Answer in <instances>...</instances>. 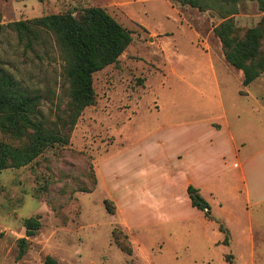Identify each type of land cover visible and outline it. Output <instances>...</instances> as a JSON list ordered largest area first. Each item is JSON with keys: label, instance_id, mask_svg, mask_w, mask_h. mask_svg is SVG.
Returning a JSON list of instances; mask_svg holds the SVG:
<instances>
[{"label": "rangeland", "instance_id": "374dc122", "mask_svg": "<svg viewBox=\"0 0 264 264\" xmlns=\"http://www.w3.org/2000/svg\"><path fill=\"white\" fill-rule=\"evenodd\" d=\"M14 1L0 6V60L42 95L49 124L70 100L57 45L46 35L28 49L7 25L100 7L132 41L117 63L93 74L94 103L67 146L0 171V264H43L46 256L58 264H264V73L242 85L213 34L220 15L175 0H26L24 10ZM236 9L238 29L264 23L256 1ZM229 143L242 169L194 181L214 220L190 206L182 183L189 177H168L178 184L163 192L148 177L153 170L184 174L191 163L221 175L222 158L233 166ZM90 172L95 186L85 193L78 183L90 188ZM35 217L40 228L17 259L24 220ZM114 230L128 237L130 255L115 243Z\"/></svg>", "mask_w": 264, "mask_h": 264}, {"label": "trees", "instance_id": "16d2710c", "mask_svg": "<svg viewBox=\"0 0 264 264\" xmlns=\"http://www.w3.org/2000/svg\"><path fill=\"white\" fill-rule=\"evenodd\" d=\"M175 1L200 12L214 11L220 15L223 21L213 28V34L221 44L225 61L242 73L244 87L264 73V23L243 31L235 26L231 17L236 14L237 3L243 0ZM253 1L257 2L259 10H264V0ZM7 27L28 49L44 41L46 35L53 37L64 63L70 100L63 117H58L57 123L49 124L40 109L42 95L23 86L0 60V171L25 167L46 149L67 146L81 113L94 103L93 74L117 63L132 41L131 32L100 7H89L76 16L71 13L50 14L19 20ZM89 179L92 186L88 188L81 181L78 183L80 191L92 192L95 186L93 172H90ZM187 195L192 207L203 212L208 220H214L209 204L196 188L189 186ZM106 209L112 213L108 205ZM23 224L25 238L18 242L17 259L24 255L27 239L40 228L37 217L28 218ZM219 230L225 235L223 242L226 243L228 230L222 225ZM112 235L119 248L130 255L128 237L117 230ZM43 264L58 263L46 256Z\"/></svg>", "mask_w": 264, "mask_h": 264}, {"label": "crops", "instance_id": "0c3cea01", "mask_svg": "<svg viewBox=\"0 0 264 264\" xmlns=\"http://www.w3.org/2000/svg\"><path fill=\"white\" fill-rule=\"evenodd\" d=\"M38 1L39 2H42L43 0H38ZM5 2H7V0H0V6L3 5ZM15 2H16V6H18L17 3L19 4V2H20L21 3V8L23 10L25 9V6L26 5L24 3H26V0H24L23 2L22 1H14V3ZM11 11H12V8H11ZM21 12L22 11H20V14H22ZM215 83L217 84L218 83V80H215ZM210 128L212 129L213 127L210 125ZM231 142H232V139H231ZM229 145H231L232 150H233V161H234L233 162V166L230 167V165H228V167H227V165L225 164L226 163V161H225L226 158H222V161H221V171H219L221 173V175H217L216 174L217 172H213L212 175H210V171L208 170V167L205 164H200L199 165V164H195V163H191L190 162L191 164L187 167V170H186L187 172L184 173V174L177 173V174H170V176H169V175L165 174L164 172H162L160 170H153V173L152 172L149 173L148 177L150 179H154L153 182L154 181L155 182L156 181L159 182V187L157 186L159 189H156L159 192H163L164 190L168 189L169 186H167V184H169V182L171 184L173 183L174 186L176 184H178V180L179 179H177L175 181V183H176L175 184L168 177H189V179H187V180H185V181L182 182L183 183V188L186 190V194H187V188L189 186H192V187L196 188L199 191L200 195L203 197V195H202L204 193L203 190H202L203 186L200 183H195L194 182L195 180L199 182L200 180L203 179V177H234V175L230 174V173H232L231 172L232 170L231 171H228V170L229 169H234L235 170V168L242 169V163L240 162L239 157H238V150H236V148L233 146L232 143L231 144L229 143ZM138 156H139V158L141 157V155H138ZM226 168H227V170H224ZM150 169H152V167ZM140 172L143 173L142 174V177H146V176H144V172H146V171L143 170V171H140ZM146 173L148 174V172H146ZM140 177H141V175H140ZM242 179H245V177H242ZM154 187L157 188L156 186H154ZM210 195H212V194H210ZM187 197H188V195H187ZM188 200H189V197H188ZM189 203H190V200H189ZM190 206H191V203H190ZM192 208H194V207H192ZM194 209H196V208H194ZM249 236H250V234H249ZM251 236H252V233H251ZM249 240H250V237H248V243H249ZM251 263H252V261H251Z\"/></svg>", "mask_w": 264, "mask_h": 264}]
</instances>
